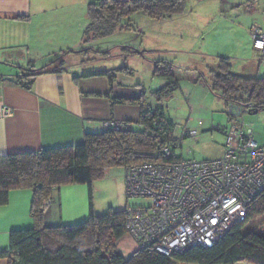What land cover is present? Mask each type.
I'll return each mask as SVG.
<instances>
[{
    "label": "crops",
    "instance_id": "obj_1",
    "mask_svg": "<svg viewBox=\"0 0 264 264\" xmlns=\"http://www.w3.org/2000/svg\"><path fill=\"white\" fill-rule=\"evenodd\" d=\"M110 1L135 0H100L102 3ZM185 1L186 9L183 14L154 21L165 30L178 29L180 35L193 36L195 32L191 34V26L197 29L198 23H206L209 19L207 14L202 15L200 12L211 9L218 3L219 9L225 6L233 11L234 7L240 5L248 8L251 13L255 6L264 7V0ZM88 2L89 0H0V156L77 146L82 144L85 134L105 131L104 124L109 120L124 122L132 129H142L137 124L140 113L137 105H112L107 97L110 92L108 77L99 74L114 72L110 95L116 98L144 96L147 102L145 87L134 81L129 66L116 65L124 54L129 53L123 45H118L119 49L102 51L88 46L94 39L84 41V30L88 25ZM195 2L202 5L192 10ZM188 6L191 8L188 9ZM141 15L145 14L137 13L133 17L139 19L143 17ZM227 19L229 17L220 18L223 21ZM232 26L238 27L236 22ZM251 27L264 30V20ZM251 27L246 29L248 34ZM120 28L123 27L117 30ZM64 53L44 72L35 76L30 89L15 82L20 73L18 67L32 66L40 69ZM81 54H96L97 57L84 59ZM179 57H173L175 63L169 58L143 60L152 64L155 60H166L181 67L177 62ZM120 68H127L130 73L116 72ZM158 79L157 87L150 90V95L167 83L164 79ZM194 79L195 77L189 76V83L193 82L195 87L207 89L202 82H194ZM178 85L179 89L174 95L181 88L180 82ZM6 110L8 113H5ZM170 123L174 125L172 134L179 147L185 129L197 132L187 125L178 127L174 122ZM197 139L192 141L196 142ZM223 150L224 144L222 154ZM123 193L124 168L105 169L103 177L92 183L94 213L103 215L109 210H124L121 206L115 207L113 203L114 196L117 194L119 198ZM48 201L43 206V227L75 225L88 219L89 192L84 184L56 187ZM31 202L30 189L9 191L8 202L0 206V253L9 249L12 232L34 227ZM116 245L119 253L129 250V253L122 255L124 258L135 251L133 240L126 235ZM0 264H8V259L0 257Z\"/></svg>",
    "mask_w": 264,
    "mask_h": 264
},
{
    "label": "trees",
    "instance_id": "obj_2",
    "mask_svg": "<svg viewBox=\"0 0 264 264\" xmlns=\"http://www.w3.org/2000/svg\"><path fill=\"white\" fill-rule=\"evenodd\" d=\"M185 9V0L104 3L89 0L84 41L111 35L123 20L137 13L160 21L181 15ZM64 55H59L40 69L18 67L20 73L15 82L30 89L35 76ZM153 64V76L167 81L151 92L157 102L170 99L179 89V77L190 75L195 77L194 82H202L227 106H252L250 113L264 108V77H242L232 73L228 59L219 58L217 66L207 73L183 68L166 60H155ZM116 72L130 73L127 68ZM99 75L108 77L110 92L107 97L112 105L133 104L139 107L137 124L142 129H132L124 124L125 127L119 130L87 133L82 144L77 146L0 156V206L8 202L10 190L30 189V212L34 222L32 229L10 234L9 249L1 252L0 257L7 258L8 264H172L174 260L186 264H264V236L251 231L241 232L247 223L264 216V190L248 206L245 221L235 225L230 233L209 248L196 246L170 257L149 249L137 251L128 258L120 255L116 242L126 234L125 209L96 215L92 204V183L100 180L107 168H123L151 161L166 162L178 157L166 159L162 152L164 144L171 140L174 126L166 120L163 108H150L144 96L116 98L110 95L114 72ZM68 184L88 187V219L75 225L43 227L44 202L50 198L54 188Z\"/></svg>",
    "mask_w": 264,
    "mask_h": 264
},
{
    "label": "built area",
    "instance_id": "obj_3",
    "mask_svg": "<svg viewBox=\"0 0 264 264\" xmlns=\"http://www.w3.org/2000/svg\"><path fill=\"white\" fill-rule=\"evenodd\" d=\"M249 33L252 49L264 56V30L251 27ZM252 109L239 108V113ZM238 116L234 118L233 111L235 123L221 128L224 150L219 158L194 161L179 156L124 167L125 197L146 201L125 209L126 234L138 250L170 257L196 246L209 248L245 221L248 206L264 190V144L253 139ZM123 126L108 122L115 130ZM184 139L196 140L197 132L185 129ZM178 145L172 136L163 146L164 157L176 156Z\"/></svg>",
    "mask_w": 264,
    "mask_h": 264
},
{
    "label": "rangeland",
    "instance_id": "obj_4",
    "mask_svg": "<svg viewBox=\"0 0 264 264\" xmlns=\"http://www.w3.org/2000/svg\"><path fill=\"white\" fill-rule=\"evenodd\" d=\"M218 4L211 9L200 12L202 15L207 14L209 19L206 23H198L197 29L191 26V34L195 32L193 36L180 35L178 29L165 30L162 25L147 15H141L143 17L139 19L132 16L123 20L120 24V27L123 28L104 38L94 39L88 44L89 47L102 51L113 48L119 49L118 45H123L129 53L124 54L125 56L116 65L117 67L129 66L133 72L134 81L145 87L147 105L152 109L162 107L166 120L174 122L178 127L187 125L197 130L198 139L196 142L184 139L181 146L175 149L176 155L183 159L202 161L219 158L222 155L224 144L221 128H229L235 123L234 118L238 115L252 130L253 139L260 145L264 144V108L255 113H239L241 107L238 105L227 106L208 88L202 89L199 86L195 87L193 82L189 83L190 75L179 77L181 88L172 98L157 102L150 95V90L157 87L159 79L152 74L153 64L143 60V58L147 60L169 58L174 61L173 57L180 56L177 62L182 65L181 67L188 68L191 66L203 73H207L209 69H214L219 58H225L230 61L232 73L238 76L264 77V56L253 52L251 37L246 30L251 25H255L256 22L259 23L264 20V7H253L252 15L251 12H248V8L240 5L234 7L232 11L225 6L219 9ZM201 5L202 3L195 2L192 8L191 6L187 8L193 10L194 7ZM227 17H229L227 21L220 20V18L226 19ZM253 18L256 20L254 21ZM233 22L237 23V28L232 26ZM134 52L135 54H133ZM142 52L145 54H141ZM113 55L115 54H111V56ZM81 56L84 59L97 57L96 54H81ZM181 58L183 62H181ZM230 108L234 111V118L233 111L232 114L229 111ZM110 121L105 122V130H115L114 127H108ZM124 124L122 122V125ZM113 203L115 207L121 206L122 209H126L127 207L145 205L146 201L138 198L128 199L123 193L119 198L116 194ZM250 231L264 236V216L250 221L241 229L242 233ZM125 235L127 236V234ZM133 243L135 251H131V255L140 251L134 241ZM127 253L129 250L127 252L121 251L120 255ZM172 264L186 263L174 260Z\"/></svg>",
    "mask_w": 264,
    "mask_h": 264
},
{
    "label": "bare ground",
    "instance_id": "obj_5",
    "mask_svg": "<svg viewBox=\"0 0 264 264\" xmlns=\"http://www.w3.org/2000/svg\"><path fill=\"white\" fill-rule=\"evenodd\" d=\"M174 157H179V156L176 155V156H174ZM174 157H173V158H174ZM180 157H181V156H180Z\"/></svg>",
    "mask_w": 264,
    "mask_h": 264
},
{
    "label": "clouds",
    "instance_id": "obj_6",
    "mask_svg": "<svg viewBox=\"0 0 264 264\" xmlns=\"http://www.w3.org/2000/svg\"><path fill=\"white\" fill-rule=\"evenodd\" d=\"M250 113V112H249Z\"/></svg>",
    "mask_w": 264,
    "mask_h": 264
}]
</instances>
